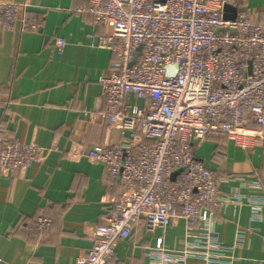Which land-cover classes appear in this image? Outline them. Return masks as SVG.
Wrapping results in <instances>:
<instances>
[{"label": "built area", "instance_id": "obj_1", "mask_svg": "<svg viewBox=\"0 0 264 264\" xmlns=\"http://www.w3.org/2000/svg\"><path fill=\"white\" fill-rule=\"evenodd\" d=\"M88 1L94 23L109 29L107 35L91 36L90 45L117 57L116 66L98 77L105 109L97 114L126 140L67 153L100 164L107 188L117 183L120 192L110 217L94 227L92 246L75 264H110L115 246L142 221L148 234L174 220L185 221L188 231H209L216 213L239 206L238 192H223L227 178L198 161L193 147L212 135L242 149L264 147V10L253 0ZM225 5L236 10L233 21L223 18L231 14ZM25 6L0 0L1 27L12 31L19 22L21 31L36 32L35 17L19 18ZM54 44L62 50L65 40L55 38ZM129 96L139 105H129ZM48 152L10 138L0 146V169L26 170L44 162ZM246 186L252 192L261 187L257 180ZM249 198L253 212L263 208L257 196ZM52 225L39 215L27 232L39 240ZM155 248L162 251V238ZM222 259L205 237L178 256H161L159 264Z\"/></svg>", "mask_w": 264, "mask_h": 264}, {"label": "crops", "instance_id": "obj_2", "mask_svg": "<svg viewBox=\"0 0 264 264\" xmlns=\"http://www.w3.org/2000/svg\"><path fill=\"white\" fill-rule=\"evenodd\" d=\"M1 1L26 2L19 18L33 16L39 27L25 32L17 22L6 31L0 23V146L18 138L49 152L44 162L26 170L0 169V264H75L92 246L94 227L110 217L120 193L117 183L107 188L100 164L67 156L126 140L97 114L105 109L98 77L116 66L117 57L90 45L91 36L107 35L109 29L94 23L88 0ZM252 5L264 10V0ZM55 38L65 40L62 50ZM127 103L139 105L131 96ZM194 155L227 178L222 191L238 192L239 206L216 213L209 231H188L185 221L174 220L148 234L142 221L115 246L110 264H159L161 256H178L205 237L223 255L220 264H264V147L242 149L212 135L194 146ZM252 180L260 183L259 190L246 186ZM250 196L263 205L257 213ZM39 215L53 225L37 240L27 224ZM159 238L161 252L155 248Z\"/></svg>", "mask_w": 264, "mask_h": 264}, {"label": "water", "instance_id": "obj_3", "mask_svg": "<svg viewBox=\"0 0 264 264\" xmlns=\"http://www.w3.org/2000/svg\"><path fill=\"white\" fill-rule=\"evenodd\" d=\"M224 11L226 12V11H230L231 12V14H229V13H224V15H223V18L225 19V20H231V21H233L234 19H235V12H236V10L234 9V8H232V7H229L228 5H225L224 6ZM174 71H175V68L174 67H170V69H169V71H168V75H172L173 73H174ZM248 72H250V68L248 69ZM177 173V172H176Z\"/></svg>", "mask_w": 264, "mask_h": 264}, {"label": "rangeland", "instance_id": "obj_4", "mask_svg": "<svg viewBox=\"0 0 264 264\" xmlns=\"http://www.w3.org/2000/svg\"><path fill=\"white\" fill-rule=\"evenodd\" d=\"M217 31H222V29H221V28H218V29H217ZM176 172H178V170H177V171H175V172L172 174V177H171V178H173V177H174V174H177Z\"/></svg>", "mask_w": 264, "mask_h": 264}, {"label": "trees", "instance_id": "obj_5", "mask_svg": "<svg viewBox=\"0 0 264 264\" xmlns=\"http://www.w3.org/2000/svg\"><path fill=\"white\" fill-rule=\"evenodd\" d=\"M193 152H194V147H193Z\"/></svg>", "mask_w": 264, "mask_h": 264}]
</instances>
